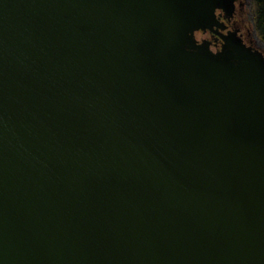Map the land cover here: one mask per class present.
Here are the masks:
<instances>
[{"label":"water","instance_id":"95a60500","mask_svg":"<svg viewBox=\"0 0 264 264\" xmlns=\"http://www.w3.org/2000/svg\"><path fill=\"white\" fill-rule=\"evenodd\" d=\"M235 0H0V264H264V55Z\"/></svg>","mask_w":264,"mask_h":264},{"label":"flooded vegetation","instance_id":"af4514ba","mask_svg":"<svg viewBox=\"0 0 264 264\" xmlns=\"http://www.w3.org/2000/svg\"><path fill=\"white\" fill-rule=\"evenodd\" d=\"M251 9L252 0H235L232 14L227 16L222 12L218 17L223 29H215V32H196L195 38H198L199 41H208L214 49H220L222 44L220 35L230 33L239 39L245 47L264 55V43L257 37L253 28Z\"/></svg>","mask_w":264,"mask_h":264},{"label":"trees","instance_id":"16d2710c","mask_svg":"<svg viewBox=\"0 0 264 264\" xmlns=\"http://www.w3.org/2000/svg\"><path fill=\"white\" fill-rule=\"evenodd\" d=\"M251 17L256 35L264 43V0H252Z\"/></svg>","mask_w":264,"mask_h":264},{"label":"rangeland","instance_id":"374dc122","mask_svg":"<svg viewBox=\"0 0 264 264\" xmlns=\"http://www.w3.org/2000/svg\"><path fill=\"white\" fill-rule=\"evenodd\" d=\"M198 39V38H197ZM263 50H264V46H263Z\"/></svg>","mask_w":264,"mask_h":264}]
</instances>
